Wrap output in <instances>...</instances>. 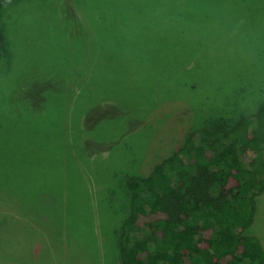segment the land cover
Masks as SVG:
<instances>
[{
	"label": "rangeland",
	"instance_id": "1",
	"mask_svg": "<svg viewBox=\"0 0 264 264\" xmlns=\"http://www.w3.org/2000/svg\"><path fill=\"white\" fill-rule=\"evenodd\" d=\"M74 2L77 11L86 8L80 14L88 22L71 23L55 1L40 11L34 0L0 8L2 35L14 44L0 65V264H94L104 247L107 262L116 264L112 229L128 215L122 210L131 201L128 179L143 175L148 148L159 151L156 135L166 119L149 122L144 105L183 82L177 97H191L196 129L207 115L230 120L253 113L264 96V0ZM32 7L39 18L27 11ZM180 60H189L187 71L178 67L176 76ZM247 73L261 90L239 105L234 89L244 91ZM28 74L89 80L31 93L17 87ZM226 93L230 108L214 102ZM91 98L93 108L122 111L103 121L97 137L82 123L81 106ZM136 125L144 126L134 132ZM256 221L253 233L264 246V194Z\"/></svg>",
	"mask_w": 264,
	"mask_h": 264
},
{
	"label": "trees",
	"instance_id": "2",
	"mask_svg": "<svg viewBox=\"0 0 264 264\" xmlns=\"http://www.w3.org/2000/svg\"><path fill=\"white\" fill-rule=\"evenodd\" d=\"M12 1L0 0V8ZM34 1H37L35 6L38 5L39 11L43 2L55 1L61 4V11L67 17H72L71 23L76 17L79 22H88L87 16L80 14H87L86 8L77 11L74 0ZM27 11L33 15L30 14L31 17L39 18L33 7ZM5 32L6 25H1L0 65L3 60L7 61L14 45L13 41L7 44L2 35ZM187 61L180 60L173 74L178 76V67L183 72L187 71L184 69ZM68 68L78 71L77 65ZM158 69L156 71H160ZM246 75L243 79L247 80L241 86L244 91L239 93V87H235L234 92L238 95L233 102H245L248 96L260 93L261 83L249 78L248 73ZM66 80L74 86V83L88 81L89 76L84 75L76 82ZM59 81L67 86V82L57 74L41 78L28 74L22 76L21 86L17 87L31 93L41 90L57 93L61 87ZM182 84L178 82L172 94L144 105L149 122L166 119L156 135V144L161 140L159 151L156 147L148 148L150 152L144 161L143 175L128 179L131 201L123 205L122 210L128 215L124 219L122 216L119 229H112L114 239L111 241L116 245L112 260L115 259L116 264H264V246L259 235L253 233L260 198L264 194V96L257 100V109L253 113L230 120L207 115L205 123L193 129L195 110L191 97H177ZM188 94L191 95L190 92ZM222 96L215 98L214 102H222L230 108L233 103H230L231 95L226 93ZM92 100L81 106V109L85 108L82 110V123L84 129L85 124L90 127L85 131L89 130V134L94 132L97 137L101 134L97 129L103 121L116 119L122 111L111 104L93 108ZM141 126L144 125L138 127ZM138 127H134V132ZM171 129L176 134L164 140ZM105 208L107 211L108 207ZM115 211L118 217L122 215L119 210ZM100 225L98 232L105 236ZM19 232L23 233L20 227ZM87 247L92 248L89 244ZM107 255V247H104L103 258L94 264H110Z\"/></svg>",
	"mask_w": 264,
	"mask_h": 264
}]
</instances>
